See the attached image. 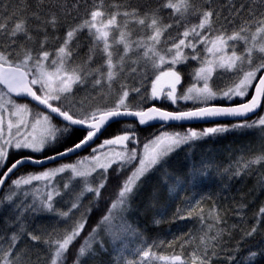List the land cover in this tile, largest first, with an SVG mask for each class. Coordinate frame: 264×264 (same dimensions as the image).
I'll list each match as a JSON object with an SVG mask.
<instances>
[{
  "label": "snow or ice",
  "instance_id": "1",
  "mask_svg": "<svg viewBox=\"0 0 264 264\" xmlns=\"http://www.w3.org/2000/svg\"><path fill=\"white\" fill-rule=\"evenodd\" d=\"M214 2L157 0L155 7L141 8L128 0H20L18 13L0 14V211L7 208L13 213L6 218L5 225L12 231L0 234V264H33L26 241L32 242V248L44 246L45 264H67L69 249L85 231L91 209L81 211L79 218L72 217L83 207L82 201L88 194L90 200L101 199L110 175L119 181L115 194L96 227L78 247L73 264H87L104 254L112 258V264L264 261V248H249L240 255L244 241L253 237L264 223V207L256 213L250 229H241L240 238L232 244L237 225L221 227L227 224L221 214L213 208L205 215L199 203L186 212L177 209L178 219L195 217L201 225L187 234L178 250L157 253L156 246L144 244L129 258L127 237H138L140 233L125 214L147 179L158 175L167 191H174L175 185L184 180L167 170L173 152L237 129L254 132L264 144V0H251L246 17H241L243 5L240 9L233 5L225 17L227 26H217L221 13L213 7ZM228 3L231 5L232 0ZM164 10H170L167 21L162 15ZM61 28L65 30L62 36ZM81 33H86L88 51L77 63L79 57L74 56ZM189 60L198 64L191 74L193 83L178 92L182 77L176 66ZM141 67L142 82L151 76L148 96L139 87L126 83L127 76ZM218 71L219 78L227 80L223 87L213 85ZM86 84L93 91L78 98L79 90ZM132 93L138 94L140 101L163 97L173 104L183 100L197 106L181 111L144 108ZM17 98L30 101L24 103ZM236 98L241 102L210 103ZM32 101L42 107L30 106ZM122 117L134 118L139 126L155 121L172 125L219 118L227 119L228 124L200 130H165L144 142L134 131H125L103 141L100 148L106 151L92 148L91 156H83L74 163L12 179L26 164L42 165L79 156L80 150L89 147L102 129L110 122H120L118 118ZM134 126L127 123L128 129ZM74 132L83 135L72 140ZM22 151L44 153L45 159L29 154L9 164L11 155ZM253 165H264V148L247 160L241 156L231 175L239 177L251 171ZM206 174L207 162L203 161L199 166L193 162L188 172L193 180ZM30 196L31 202H26ZM65 198L68 207L58 208L57 204ZM244 207L241 205L238 213L241 224ZM44 211L71 220V226L62 233H37L26 224L24 214ZM103 234L108 236L111 250Z\"/></svg>",
  "mask_w": 264,
  "mask_h": 264
},
{
  "label": "trees",
  "instance_id": "2",
  "mask_svg": "<svg viewBox=\"0 0 264 264\" xmlns=\"http://www.w3.org/2000/svg\"><path fill=\"white\" fill-rule=\"evenodd\" d=\"M20 0H0V14L10 15L13 11L19 12ZM31 2V0H29ZM132 6L141 8L155 7L157 0H128ZM199 3V0H197ZM251 0H232V4L229 5L228 0H215L213 7L218 9L221 13L220 19L216 21L217 26L226 25L227 20L225 17L229 15V12L235 9H240L241 5L244 6L245 11L241 13V17L247 16V7ZM259 6V5H257ZM170 10H164L162 15L165 21H167V13ZM237 20L240 17L236 18ZM64 29L59 30V34L62 36ZM172 31V30H170ZM134 36L136 33L133 34ZM79 47L74 59L78 56L77 63L85 58L88 51V39L86 33H81L79 37ZM76 42L73 41V44ZM186 52H190V49H186ZM181 72V85L178 86V92L187 88L193 83L192 71L198 67L196 61L189 60L187 63L176 66ZM127 71V69H126ZM144 75V69L138 68L137 73H131L127 76L126 83L129 87H139L141 92L148 96L150 94V80L148 79L141 81V76ZM220 72L218 71L213 76V85L223 87L227 80H221L219 78ZM93 90L90 84L84 85L78 94V98H83L86 94L91 93ZM133 96L137 97L136 102H140L141 106L148 108L150 106L160 107L167 111H181L189 108H194L197 105L191 101L179 100L176 104H173L170 100L160 99L152 100L145 99L144 101L139 100V95L132 93ZM131 98V97H130ZM247 99V98H246ZM20 102L27 103L29 101L19 100ZM241 102L239 98L233 101H211L212 104H236ZM30 106H35L31 105ZM38 108V107H37ZM133 123L135 126L132 129L127 128V123ZM218 124L227 125L228 122L216 123L209 125H193L183 126L171 125V126H146L140 127L134 121H120L112 123L99 137L95 144L90 147L87 151H84L79 156L72 157L42 168H35L30 165H25L20 168L12 179L18 176L25 175L27 173H38L48 168L57 167L62 163H74L76 160L83 156L92 155V148H96L103 144V141L109 138H113L117 134H121L125 131H134L141 142L146 141L148 138L162 131H184L189 127L196 130H200L206 127L218 126ZM83 132H74L72 134V140H77L82 137ZM264 144H262L259 136L249 130H235L229 131L223 134L205 138L201 141H196L190 147L185 145L177 151L173 152L168 158L167 170L174 174L180 175L184 178L183 182L175 185L174 191H167L165 187L160 184L158 175L150 176L147 182L144 184L139 195L132 202L129 211L125 214L128 222L138 230L140 236H128L127 244L129 250V258L131 253L138 247L144 244L156 246L154 250L157 253H169L175 249H179L180 244L188 238L187 234L198 230L201 225L198 218L180 220L177 218V209L184 212L189 207L195 206L199 203V206L204 209L205 215L215 208L227 222L226 225L221 227H231L237 225L233 229L234 237L231 241L235 244L236 239L240 238L241 229L248 230L254 222L256 213L261 207H264V187H261V177L264 176V165H253L251 171L242 174L239 177H234L231 172L235 169V162L240 159L241 156L247 160L253 154L259 153ZM32 155L38 158H44V153H27V151L14 152L9 160V164L15 159H18L22 155ZM207 162V174L205 176L197 177L195 180L188 175L193 162L200 165L201 162ZM230 165L232 166L230 168ZM228 169V171H225ZM67 175V174H65ZM118 178L115 175H110L109 183L106 189L102 191L101 199L98 201L90 200L91 194H88L82 201L83 207L78 210L72 219L79 218L81 211H87L88 213L87 225L85 231L81 233L73 245L70 247L67 254V264H73V260L77 253L78 247L83 242V239L91 231L92 228L96 227L101 217L105 214L109 201L113 198L116 186L118 184ZM79 181H77V184ZM36 184V182H34ZM40 186V185H36ZM155 194V196H154ZM32 197L28 198L31 202ZM58 200L60 198H57ZM244 205V223L241 224V216L238 214L241 212L240 206ZM58 208L66 209L68 207L67 198L64 202L57 204ZM13 213L5 208L0 211V234H7L12 231L11 228H6V218H11ZM26 217V224L37 233H50L54 230L62 233L65 229L71 226V220H63L53 213L46 211L38 214H24ZM210 222V221H208ZM104 235L106 246H109V238L106 234ZM228 239V237H225ZM171 245V247H170ZM25 246L31 251L29 254L32 257L33 264H45L46 254L44 246L39 245L32 248V242L26 241ZM98 247V246H94ZM264 248V223L260 224L257 233L244 241L243 251L240 255L243 256L248 249ZM111 250V248H110ZM87 264H112V258L108 255H100L92 260H88ZM215 264H226L224 260H217ZM235 264V262H233ZM264 264V261L261 262Z\"/></svg>",
  "mask_w": 264,
  "mask_h": 264
},
{
  "label": "water",
  "instance_id": "3",
  "mask_svg": "<svg viewBox=\"0 0 264 264\" xmlns=\"http://www.w3.org/2000/svg\"><path fill=\"white\" fill-rule=\"evenodd\" d=\"M17 99L18 100H21L20 98H17ZM23 100L30 101V98H24ZM31 103H32V105H35V107H38V108L39 107H42V106L36 105V102H34V101H32ZM118 120L119 121H134L135 122L134 118H131V117H122V118H118ZM224 122H228V120L225 119V118H219L218 120H192V121H183V122H172V125H181L182 124L183 126H193V125H209V124L224 123ZM112 123H116V122H110V125ZM146 126H167L168 127V126H171V125H169V124H163V123H161L159 121H155V122H152L150 125H145V126H140V127H146ZM108 127L109 126H106L105 129H102L101 130V133L98 134L97 138H95L93 140V142L91 143V145L89 147H87L86 149L80 150V154L83 153L84 151H87L90 147H92L95 144V142L99 139V137L102 135V133ZM75 156L76 155H73L72 157H75ZM40 159L43 160V159H45V157L44 158H40ZM66 159H69V158L63 157V158H59V159H57L55 161H46L42 165H38V164H26V165H30V166L35 167V168L36 167L37 168H42V167H45L46 168V166H48V165H51V164H54V163H57V162H60V161L66 160ZM22 167H20V168H22Z\"/></svg>",
  "mask_w": 264,
  "mask_h": 264
},
{
  "label": "rangeland",
  "instance_id": "4",
  "mask_svg": "<svg viewBox=\"0 0 264 264\" xmlns=\"http://www.w3.org/2000/svg\"><path fill=\"white\" fill-rule=\"evenodd\" d=\"M100 145H101V144H100ZM96 148L99 149L100 152H103V151H106V150H107L106 148L101 149L100 146H98V147H96ZM96 154H99V152L96 153ZM87 156H91V155H87ZM57 167H58V166H57Z\"/></svg>",
  "mask_w": 264,
  "mask_h": 264
}]
</instances>
